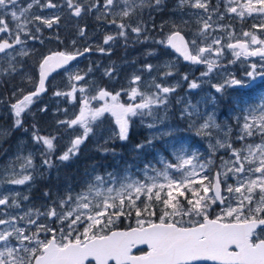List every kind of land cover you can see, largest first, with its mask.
Masks as SVG:
<instances>
[{
	"label": "snow or ice",
	"instance_id": "obj_1",
	"mask_svg": "<svg viewBox=\"0 0 264 264\" xmlns=\"http://www.w3.org/2000/svg\"><path fill=\"white\" fill-rule=\"evenodd\" d=\"M164 3L165 0H27L25 6L22 0H0V54H3L0 61L7 58V67L0 68V79L19 74L21 85L32 84L33 77L23 72L17 57L31 55L35 49H28V41L43 43L40 36L45 29L54 33L49 39L62 43L56 30L64 18L79 20L94 16L98 22L114 26L117 31L105 34V45L117 38L127 43L130 34L135 35L136 42H142V37L143 40L151 38L148 36L149 21H152V30L157 27L152 11H162ZM34 8L37 12L32 11ZM145 9L149 10L148 20L144 19ZM175 10L181 13L179 22H162L160 31L163 32L165 25H169V31L155 42L174 49L185 61L205 65L201 77L224 67L220 60L225 48L232 50L237 59L240 56L260 58L259 63H251L239 77L228 72L221 83L211 85L222 97L228 89L239 93L236 103L244 106L240 107V115L236 117L238 131L235 138L231 136L230 126L223 132L214 113L201 114L195 105H190L192 111L186 108L181 118L190 120L188 127L195 126L197 136L208 139L209 152L204 159L201 158L204 154L198 150L174 149L173 160L160 158L161 168L146 164L143 178L120 176L115 172H107L105 176L89 174L91 179L85 182L81 191L73 193L69 190L50 204L29 205L26 210L22 208V202L29 200L28 195L10 190L0 192V264H92L93 261L95 264H264V94L255 104H246L244 100L245 96L251 98L264 88V39H259L252 31H244L242 35L250 38L252 45H258L249 50L247 42L225 45L223 37L214 35L231 28L221 22L232 14L241 19L256 14L261 23L253 24L252 28L264 31V0H215V4L213 0H177ZM46 12L50 14L45 15ZM185 15L190 19H184ZM193 22L198 27L192 38L186 39L182 33L190 31L188 26ZM77 28L78 35L84 37L86 28L79 25ZM232 36L233 32L228 31V38ZM75 43L73 40L72 44ZM17 46H20L19 50ZM96 50L110 51L101 46ZM90 51L91 45L83 51H51L42 56L38 64V82L30 91L11 84L10 79L4 81L12 91L6 98H0V104L7 101L13 123L10 129L0 130V138L18 129L28 132L24 114L30 112L35 99L47 91L46 80L50 73L65 68L70 61ZM228 63H235V60ZM145 67L149 72L153 69L151 64ZM164 67L169 69L163 73L164 77L173 75L174 64L168 62ZM91 71L89 68L88 72ZM87 74L70 73L71 90L52 93L54 97L72 100L77 91L81 94L78 114L56 121L58 127L75 129L78 126L82 129L81 134L71 139L70 147L57 158L61 162L77 155L90 136L105 144L113 138L127 140L132 117L150 116L162 124L164 120L155 114L154 107L166 105L167 95L175 91L174 87L153 80L155 90L141 92L138 87L131 86L141 81L139 75H133L129 89L110 92L99 88L95 95H88L87 85L78 86ZM105 75L112 73L106 70ZM183 79L188 80V75L185 74ZM199 86L196 81L189 83L192 89ZM122 92L132 101L139 97V102L122 103ZM211 100L216 103L215 96ZM92 101L103 103L92 107ZM40 111L47 112V105ZM63 111L67 113V109ZM106 113L115 118L117 129L105 126ZM198 120L201 122L197 123ZM147 126L154 128L157 125L150 123ZM31 129L33 142L44 148L41 153L43 164L54 167L50 157L55 151L57 137L41 135L35 122ZM176 131H159L154 139L172 136ZM218 132H223V137H218ZM237 141L240 147L234 146ZM147 143L150 145L152 141ZM144 146L138 144L136 147ZM220 150L227 153V158L220 156L217 164L214 157ZM21 152L22 149H18L16 156L17 161H22L20 171L16 172L9 165L5 172L7 178L0 179V184L25 185L34 179L29 171L34 169L33 154L29 152L22 156ZM230 180L233 183H229ZM44 195L50 198L48 192ZM217 204L221 207L213 217L210 213ZM13 209L17 210L15 214L10 211ZM133 214L135 227L112 230L121 217L131 218ZM139 245H146L147 251L136 255L133 249Z\"/></svg>",
	"mask_w": 264,
	"mask_h": 264
},
{
	"label": "rangeland",
	"instance_id": "obj_2",
	"mask_svg": "<svg viewBox=\"0 0 264 264\" xmlns=\"http://www.w3.org/2000/svg\"><path fill=\"white\" fill-rule=\"evenodd\" d=\"M176 2L177 0H165L164 5L162 6V11H152L151 15L154 18V22L157 27L155 30H149L148 36L151 37L150 39L143 40L142 37V42H136L135 35L130 34L127 46L124 49L128 54V58L121 67H105V64L102 63H100L101 67H97L96 65L77 66L65 72L63 79L59 81L60 91H70L71 84L69 81V74L76 73L78 71L79 74L83 75L87 72L88 74L85 77V80L79 83L78 86L87 85L88 95H95L99 88H105L110 92L121 91L122 89H125V84H129L133 75H139L141 77L140 85L132 86L138 87L141 92L154 91L155 89L152 87L153 80L164 86L174 87L175 91L167 95L166 105H160L158 108L154 107L155 114L158 117L163 118L164 122L161 124L150 116L132 117L127 140L113 138L105 144L103 141H98L97 138L90 136L84 142L85 151H82V149L69 161L61 162L57 158L64 151H66L68 147H70L71 139L76 135L81 134L82 129L78 126L75 129H66L63 126L58 127L56 121L71 119L75 114H78L81 106V94L79 91L75 93V95L79 94L77 98L80 99L77 100H72L70 97H54L51 95L50 97L45 98V100L34 102L30 106V112H26L24 114V126L29 129L28 132H24L23 129L14 130L7 137L0 138V145L4 142L6 144L9 142L8 146H11L12 143H16L18 146L20 141L28 140L33 142L31 125L34 122L40 129V134L44 136L57 137V132H61L60 128H62V130L65 131L64 141L56 142L57 139L54 141L55 151L53 152V156L50 157L55 166L49 168L43 164V161H41L43 158L41 153L44 151V148L33 142L30 152L33 154L34 169H29V171L32 172L34 179L25 185H11L6 183L0 184V192H5V188L9 191L8 186L12 188V192H21L20 189L23 188L29 196L28 201H25V203L22 202V205H25V207L22 206V208L26 210L29 205L40 207L41 205L50 204L52 200H56L58 197L64 196L69 190L73 193L81 191L85 182L91 179L89 174L93 176L96 174L105 176L106 174L98 172L96 164H99V166L102 167L107 163H114L112 169L106 167L107 172H115L120 176L129 175L132 178H143V169L146 164H151L156 168H161L163 165L159 162L160 158L163 156L168 160H173L174 157L172 153L174 149L186 147L189 151L198 150L200 153L204 154L201 157L204 159L209 152L208 139L197 136L196 127H188L190 120L187 118H181V113L186 108H188L189 111H192L189 107L190 105H195L201 114L214 113L215 120L217 123L221 124L223 132H226L227 127L230 126L232 128L231 136L233 139L235 138L238 131L236 117L240 115V107L244 106L236 103L239 93L236 90L228 89L227 94L222 97L221 94L217 93L211 85L221 83L228 72L235 73L239 77L246 69H248V66L251 63H259L260 59L253 60L245 56H240L237 59L232 54V50L225 48L223 58L220 60V63L224 67L214 69V71L207 77H201V72L206 70L205 65H185L179 57L169 52L165 48V45L155 42L163 39L165 34L169 31V25H165L163 32L160 31L159 26L162 22H179L181 13L175 10ZM241 2H243V0H241ZM213 4H215V0H213ZM221 10L223 11V6L221 7ZM148 12L149 10L145 9V20H148ZM184 19L190 18L185 15ZM221 23L231 25V28L228 31L233 32L231 39L228 38V31H218L214 34L216 36L223 37L222 43L225 45L227 43H236L238 41L242 43L247 42L250 45V49H252L251 46L254 45L250 43V38H246L242 35L244 31H252L259 39H264V31L252 28L253 24L261 23V20L257 18L256 14L251 17L245 16L243 19L232 14L230 18L226 17ZM149 24H152V21H149ZM188 27L191 30L185 31L182 34H184L187 39H191L192 33L198 26L193 22ZM115 33L116 32L113 31V34ZM46 38L47 37H43L42 40ZM49 45V42H44L43 40V43H41V46L39 47L40 50L37 48L36 53L46 51ZM65 48H68V46ZM212 58L215 59V57ZM230 60H235V63H228ZM168 62L175 65V67L171 69L173 71V75L164 77L163 73L169 70L164 67V65ZM147 64L153 65L151 72L146 69L145 65ZM89 68L92 69L91 72H88ZM37 70L38 68L35 64H33L31 68H23V72H27L33 77L32 84L25 82L21 85V76L19 74L12 78H2V80H0V85H2L0 86V95H10L12 89L4 83V81L9 79L11 84L24 87L26 92L32 89L36 84L34 76ZM106 70H110L112 75H105ZM185 74L188 75V80L183 79ZM191 81H196L200 86L196 89L190 88L189 83ZM56 83L59 85L58 81ZM260 89H262V91L260 90L257 95L251 98L247 96L244 97L246 104H255L259 102L260 95L264 94V88ZM213 96L216 97L215 104H213L211 100ZM122 99V103L139 102V97H137L136 101L130 100L127 95H125ZM102 103L103 101H92L91 106L99 107ZM45 105H47L48 111L41 112L40 109ZM57 109H60L61 111L57 112ZM64 109H67V113L63 111ZM204 118H206V115ZM104 119L106 127L117 129L114 117L106 113ZM26 120H28V122H26ZM199 122L201 121L198 120L197 123ZM12 123L13 117L9 111L8 103L5 101V103L0 104V130L10 129L12 127ZM150 123H156L157 126L149 128L147 125ZM167 129H176L177 131L172 136L164 137L163 139H154V136H156L159 131ZM223 132H218L217 136L223 137ZM140 135H142V137H146L145 140H141L138 143L144 144L145 146L143 148H137L136 146L138 144L136 142L133 143L132 140L139 139ZM149 140L152 141L150 145L147 143ZM234 146L240 147V142H235ZM103 149H108V151H104ZM222 155L227 158V153L224 150L218 151L214 157L217 164L219 163V157ZM21 162L22 161H17L16 158H11L9 165H12L16 172H19V165ZM35 162L37 163L34 164ZM81 163L87 165V170H84L85 175L80 178L77 177V175L81 171ZM9 165H5L7 169ZM72 167H74V172L77 170L76 174L68 171V169ZM42 169L45 173L44 184H42V186H45L48 191H50V198L42 195L45 192L41 194L36 191V187L39 186L43 179V176H39L37 171ZM5 172L6 170L0 171V179L7 178ZM57 173H61L62 175L59 176ZM149 175H154V173L149 172ZM73 177L74 179H72ZM34 182L37 183V186L32 184ZM229 183H233V181L230 180ZM209 195H211V193H209ZM220 207L221 206L219 204L213 206V211L210 215L214 217ZM10 211L15 214L17 210L13 209ZM157 215H159V209H157ZM120 226H125L126 228L135 227L134 214L131 218L121 217V219L112 227V230H117L116 228L119 229Z\"/></svg>",
	"mask_w": 264,
	"mask_h": 264
},
{
	"label": "flooded vegetation",
	"instance_id": "obj_3",
	"mask_svg": "<svg viewBox=\"0 0 264 264\" xmlns=\"http://www.w3.org/2000/svg\"><path fill=\"white\" fill-rule=\"evenodd\" d=\"M26 3H27V0H22L23 5L26 6ZM32 11L37 12V9L34 8ZM44 14L48 15V14H50V12H46ZM77 25H79L80 27L86 28V35L84 37H80L78 35ZM11 26L12 25L10 24V27ZM149 29H151V24H149ZM56 31H58L59 36H60V40L62 41V43L58 42L54 38L49 39V37L54 36V33L52 30L45 29L43 31V34L40 36L41 40L43 37H47L46 39H43V40H44V42L50 43L47 50L43 49V50H46L44 52H37L36 53V49L37 48L39 49V47L41 46V43L39 40H36V41L29 40L28 41V45H27L28 49H35V51L32 52V54L27 56V57H24V58L17 57V61H19L23 65V68H27V67L31 68L33 66V64L37 65V68H38V64H39V61L42 58V56L49 54V52H51V51L75 52L77 49H79L80 51H83V49L85 47H88L90 45L92 47V51L84 54L83 57H80L76 62L72 63V65L69 68H67L68 70H70L74 67L83 66V65H86V66H95L96 65L97 67H101L100 63L105 64L104 65L105 67L108 66L111 68H117V67H121L122 64L128 58V54L124 50L127 46V43H125V41L122 38H117L114 42H110V44H108V45L103 44V39H104L105 34H113V31L116 32L117 29L112 25H106L102 22H98L94 18V16H85L79 20H77L76 18H71V19L64 18L61 21L60 27ZM0 35H2V34H0ZM132 35H134V34H132ZM73 40L76 41L75 45L72 44ZM67 46H68V48H65ZM97 46L104 47L105 49H110V51H106L105 53H101V52L96 50ZM19 47L20 46H17V50H19ZM252 49H253V47H252ZM0 56H3V54H0ZM6 61H7V58H5L3 61H0V67L6 68L7 67ZM65 72H67V71L63 70V71H60L59 73L54 74L52 76V78L50 79L49 83L47 84V92L42 97L35 99L34 102H39L41 100H45V98L50 97L54 91H57V90L60 91V89H59L60 82L59 81L63 79ZM34 78H35L34 81L37 83L38 78H39V71L38 70H37ZM0 80H2V79H0ZM57 81H58L59 85H57V83H56ZM81 82L82 81L78 82V84ZM137 85H140V82H138ZM137 85H131V86H137ZM129 88H130V84H125V89H129ZM32 89H30V90H32ZM260 90L262 91V89H260ZM7 96H9V94L0 95V98H6ZM78 96H79V94L75 95L76 100L80 99V98H77ZM124 97H125V94H123V92H122L121 101L123 100L122 98H124ZM26 122H28V120H26ZM60 131L61 132H57L56 142H60V141L63 142L64 141L65 131H63L62 128H60ZM32 144H33V142L28 141V140L27 141H20L18 143V146L16 143H12L11 146H8L9 142H7V144L5 142L3 144H1L0 145V171L7 170V167L5 165H9L11 158H16L17 153H18L17 149H22V152L20 154L27 156L28 153L30 152ZM84 146L85 145L83 143L80 146V150L83 149L82 151H85ZM52 156H53V153H52L51 157ZM43 160H44V157L41 159V161H43ZM37 162H35L34 164H36ZM37 168H39V167H37ZM37 174L39 176H43V179H42L41 183L39 184V186H37L36 182L32 183V184H35L37 186L36 191L40 192L41 194L43 192H48L50 194V191H48V189L45 186H42V184H44L43 182H44V177H45L44 170L42 169V170L37 171ZM57 174L59 176L62 175L61 173H57ZM4 187H6V186H4ZM8 188L10 191H13L11 187L8 186ZM20 191L22 192V194L27 195L23 188H21ZM6 192H7V188H5V193ZM42 195H44V193ZM23 203H25V201ZM22 206L25 207V205H22ZM0 207H2V206H0ZM144 252H145L144 250H140V251L137 250L135 252V254L140 255V254H143ZM92 264H94V263L92 262Z\"/></svg>",
	"mask_w": 264,
	"mask_h": 264
},
{
	"label": "water",
	"instance_id": "obj_4",
	"mask_svg": "<svg viewBox=\"0 0 264 264\" xmlns=\"http://www.w3.org/2000/svg\"><path fill=\"white\" fill-rule=\"evenodd\" d=\"M185 37H186V36H185ZM186 39H187V38H186ZM255 46H257V45H255ZM166 48H167L168 50H170L171 52H173L174 54H176V55H177V56H178V57L184 62V64H186V65H199V64H193V63H191L190 61H185V60L183 59V56H182L180 53L176 52L174 49H172V48H170V47H166ZM237 50H239V49H237ZM80 57H83V56H78L76 60L70 61L69 64L65 66V68H58V69H56L55 71L51 72L50 75L48 76L47 80H46V88H47V84L49 83L50 79L52 78V76H53L54 74L59 73L60 71H63V70H65V69L69 68V67L72 65V63L76 62ZM253 58H254V59H260L259 57H253ZM46 92H47V91H46ZM46 92H45V93H46ZM45 93H41V95L39 96V98L42 97ZM141 248H145V249H147V246H146V245H139V246H137L136 248L133 249V253L136 252L137 249H141ZM93 263L95 264L94 261H93ZM209 264H210V262H209Z\"/></svg>",
	"mask_w": 264,
	"mask_h": 264
},
{
	"label": "trees",
	"instance_id": "obj_5",
	"mask_svg": "<svg viewBox=\"0 0 264 264\" xmlns=\"http://www.w3.org/2000/svg\"><path fill=\"white\" fill-rule=\"evenodd\" d=\"M146 139V137H142V135H140V138L139 139H132L133 140V143L134 142H136L137 144L139 143V141H141V140H145ZM96 158H98V157H96ZM113 164L114 163H107L105 166H99V164H96L97 165V167H98V172L99 173H102V174H106L107 173V169H106V167H108V168H110V169H112V167H113ZM80 167H81V171L79 172V174L77 175V177H83L85 174H84V170H87V165L85 164H83V163H81L80 164ZM68 171L70 172V173H74V174H76V172H77V170L74 172V167H72V168H69L68 169ZM109 171V170H108ZM87 172V171H86ZM72 179H74V177L72 178ZM116 229H118V228H116ZM119 229H126V227L125 226H120L119 227Z\"/></svg>",
	"mask_w": 264,
	"mask_h": 264
}]
</instances>
